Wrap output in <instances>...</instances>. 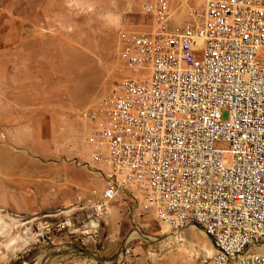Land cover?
Returning <instances> with one entry per match:
<instances>
[{"label":"built area","instance_id":"obj_1","mask_svg":"<svg viewBox=\"0 0 264 264\" xmlns=\"http://www.w3.org/2000/svg\"><path fill=\"white\" fill-rule=\"evenodd\" d=\"M202 1L177 25L167 0H147L155 30L119 32L132 73L86 139L105 186L76 207L103 220L137 185L157 222L211 239L216 251L194 264H264V0Z\"/></svg>","mask_w":264,"mask_h":264},{"label":"rangeland","instance_id":"obj_2","mask_svg":"<svg viewBox=\"0 0 264 264\" xmlns=\"http://www.w3.org/2000/svg\"><path fill=\"white\" fill-rule=\"evenodd\" d=\"M146 1L0 0V264L205 257L195 242L178 250L166 240L178 230L141 210L137 185L128 188L135 198L123 193L103 220L76 207L78 196L105 186L108 169L91 159L99 148L86 139L103 118L101 100L131 74L119 58V32L155 30L142 13ZM167 1L174 24V11H186L184 23L203 2Z\"/></svg>","mask_w":264,"mask_h":264},{"label":"bare ground","instance_id":"obj_3","mask_svg":"<svg viewBox=\"0 0 264 264\" xmlns=\"http://www.w3.org/2000/svg\"><path fill=\"white\" fill-rule=\"evenodd\" d=\"M185 16H186V11L183 9V10H180V11H174L173 18H174V21L176 22L177 25H182L183 24L182 21L184 20ZM131 73H132V71H131ZM114 76H116V73H113L111 75V77H114ZM95 190H97V189H95ZM134 194L136 195V193H134ZM107 212H109V208H108ZM145 225L146 226L150 225V222H149L148 219L146 220V224ZM162 225H164V224H162ZM165 226H167V225H165ZM135 231L137 232V230H135ZM166 240L167 241L169 240L171 242V244L173 243L174 245H176L178 250L187 249L186 247L194 245L193 242H195L196 245H198L200 247V249L202 251V254L205 257L211 255L210 254L211 252H213V251L215 252L216 251V248L212 245V242L210 241V238L204 233V231L198 225L194 226L192 224V226H190V228H188L187 230L179 231V229H178V231L173 232L172 235L169 236Z\"/></svg>","mask_w":264,"mask_h":264}]
</instances>
